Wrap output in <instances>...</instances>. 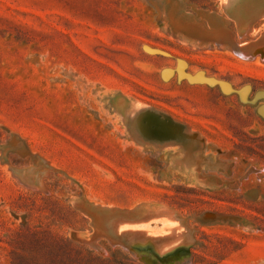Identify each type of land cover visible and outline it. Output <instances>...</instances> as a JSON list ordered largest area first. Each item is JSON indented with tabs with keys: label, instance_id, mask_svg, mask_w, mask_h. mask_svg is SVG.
<instances>
[{
	"label": "rangeland",
	"instance_id": "rangeland-1",
	"mask_svg": "<svg viewBox=\"0 0 264 264\" xmlns=\"http://www.w3.org/2000/svg\"><path fill=\"white\" fill-rule=\"evenodd\" d=\"M0 264H264V0H0Z\"/></svg>",
	"mask_w": 264,
	"mask_h": 264
},
{
	"label": "bare ground",
	"instance_id": "bare-ground-1",
	"mask_svg": "<svg viewBox=\"0 0 264 264\" xmlns=\"http://www.w3.org/2000/svg\"><path fill=\"white\" fill-rule=\"evenodd\" d=\"M226 2V1H225ZM224 44V43H223ZM245 45V44H244ZM263 47V46H262ZM237 50L242 54V56L243 55H246L247 54V51H246V48H244V47H242V45L241 46H238L237 45ZM236 50V51H237ZM261 51H262V49H261ZM246 53V54H245ZM250 56V55H249ZM244 57V56H243ZM261 58V57H260ZM243 59V58H242ZM250 61V60H249ZM98 240V239H97ZM96 240V241H97ZM87 244V243H86ZM102 248V247H101ZM141 258V257H140Z\"/></svg>",
	"mask_w": 264,
	"mask_h": 264
},
{
	"label": "crops",
	"instance_id": "crops-1",
	"mask_svg": "<svg viewBox=\"0 0 264 264\" xmlns=\"http://www.w3.org/2000/svg\"><path fill=\"white\" fill-rule=\"evenodd\" d=\"M79 182H101V181H98V180H96V178H95L94 181H89V180H87V179H84V180H83V179H82V180L80 179Z\"/></svg>",
	"mask_w": 264,
	"mask_h": 264
}]
</instances>
